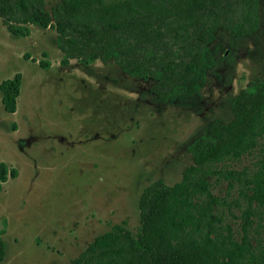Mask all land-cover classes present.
<instances>
[{"label": "rangeland", "instance_id": "rangeland-1", "mask_svg": "<svg viewBox=\"0 0 264 264\" xmlns=\"http://www.w3.org/2000/svg\"><path fill=\"white\" fill-rule=\"evenodd\" d=\"M257 16L250 35L217 30L204 85L166 103L154 100L149 80L111 61L61 66L50 29L29 25L14 38L0 23V81L20 75L15 110L5 112L0 100V162L15 170L0 189V264H67L113 223L124 220L133 233L142 187L177 182L191 163L187 145L211 120L228 122L233 96L264 79V0ZM262 157L264 136L231 166L251 168Z\"/></svg>", "mask_w": 264, "mask_h": 264}, {"label": "trees", "instance_id": "trees-1", "mask_svg": "<svg viewBox=\"0 0 264 264\" xmlns=\"http://www.w3.org/2000/svg\"><path fill=\"white\" fill-rule=\"evenodd\" d=\"M259 0H0V23L14 38L29 25L52 30L59 64L111 61L149 80L157 103L182 99L205 83L207 46L217 30L238 37L259 25ZM45 57V53L42 52ZM47 67L46 60H39ZM20 75L0 81L5 112L15 110ZM228 122L213 119L187 145L180 179L150 181L137 196V227L125 221L96 234L67 264H264V157L231 165L264 136V79L230 101ZM15 170L0 162V189ZM225 181L222 195L213 186ZM0 229V262L5 245Z\"/></svg>", "mask_w": 264, "mask_h": 264}]
</instances>
